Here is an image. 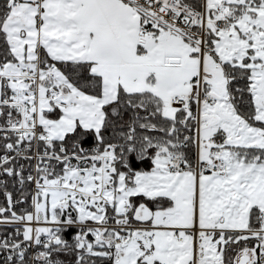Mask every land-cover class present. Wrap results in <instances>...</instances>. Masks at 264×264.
Segmentation results:
<instances>
[{
  "label": "snow or ice",
  "instance_id": "1",
  "mask_svg": "<svg viewBox=\"0 0 264 264\" xmlns=\"http://www.w3.org/2000/svg\"><path fill=\"white\" fill-rule=\"evenodd\" d=\"M0 264H264V0H0Z\"/></svg>",
  "mask_w": 264,
  "mask_h": 264
}]
</instances>
